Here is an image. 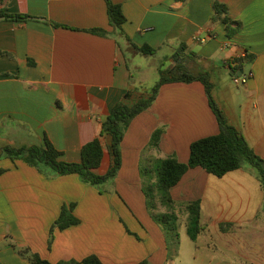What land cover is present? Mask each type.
<instances>
[{"label":"crops","instance_id":"1","mask_svg":"<svg viewBox=\"0 0 264 264\" xmlns=\"http://www.w3.org/2000/svg\"><path fill=\"white\" fill-rule=\"evenodd\" d=\"M113 1L126 15L124 34L110 26L106 0L0 3L9 12L42 19L0 21V148L43 146L47 138L62 152V160L80 162L82 148L100 136L114 105L128 91L133 102L147 95L131 86L128 56L140 53L132 42L158 49L153 56L169 49L171 53L163 54L168 67L177 57L179 62L189 57V69L207 73L217 105L264 160V0ZM216 2L227 7L232 20L242 22L233 37L215 18ZM94 28L107 35L85 31ZM242 71L253 76L237 86L233 79ZM158 129L163 130L158 147L146 152ZM219 131L202 82L164 84L152 106L132 121L122 142L116 187L131 199L102 193L77 174L54 176L22 160L2 158L1 264H31L20 249L54 264L90 255L105 264H167L166 247L144 223L150 217L144 208L141 168L169 156L187 162L192 142ZM107 143L104 138L99 174L111 165ZM171 194L176 202L200 200L202 223L244 224L245 232L209 234V240L201 232L194 255L201 264H264V245L254 244L256 232L251 230L264 217V189L253 168L221 178L190 169ZM70 205L80 222L55 228L49 245L51 228L63 206ZM141 210L146 213L143 219Z\"/></svg>","mask_w":264,"mask_h":264},{"label":"trees","instance_id":"2","mask_svg":"<svg viewBox=\"0 0 264 264\" xmlns=\"http://www.w3.org/2000/svg\"><path fill=\"white\" fill-rule=\"evenodd\" d=\"M4 0H0L3 3ZM108 7L109 24L118 32L124 34V24L127 21L122 5L113 0H106ZM216 19L220 18L226 26L228 37H233L242 28L241 21L232 20L228 16L227 7L224 4L216 2L214 5ZM28 22L42 21L41 18L28 14H20L9 12L6 8H0V21ZM55 27H65L63 25L51 22ZM86 32L106 36L107 31L101 28L85 30ZM127 39L131 42L130 38ZM132 46L144 55H154L158 49L149 45L138 46L132 43ZM183 48H187L182 44ZM193 56H196L193 54ZM248 59H252L251 56ZM173 66L160 69V80L151 89L149 94L141 97L137 101H132V92L128 91L123 100L114 105L109 115L102 123L100 136L88 142L81 150L80 162H66L61 159L60 152L50 140L46 138L43 146H31L23 148H15L5 146L0 148V160L4 157L12 160H22L30 166L38 168L41 172L46 169L50 170L54 176H62L68 174H77L82 182L96 187L103 192L107 191L105 185L116 179L122 167V142L125 133L131 125L132 121L141 113L148 110L155 102L160 88L167 83H191L195 81L202 82L206 87V93L210 107L215 113L220 131L216 135L204 137L192 142L190 146V155L187 162L179 161L175 156H169L165 159H156L154 161L155 170V186L158 192V201L162 206H167L168 212L162 217L154 216L158 221H171L175 224L178 217L175 213V202L171 194V190L177 186L185 174L190 169L200 168L208 174L223 177L226 174L242 169L245 163H249L256 171L258 178L264 189V160L250 147L245 137L239 129L232 125L217 105L213 97V84L207 73H194L187 66L186 58L178 61V57ZM244 60L238 61L242 65ZM162 129L156 130L151 138L150 146L158 147ZM104 138L108 139L106 149L111 157V165L105 174H99L104 154L105 146ZM143 172H149L145 170ZM4 170H0V174ZM148 174V173H146ZM146 197H151V192L145 191ZM152 207L155 208V199L151 201ZM74 205L70 207L63 206L62 211L51 228L49 245L54 238V229L64 230L68 227L77 225L80 220L73 213ZM184 211L188 213L187 232L193 241H196L202 232V208L200 200H195L186 204ZM172 223V224H173ZM170 224V223H169ZM174 224L172 230H174ZM171 229V228H170ZM18 253L27 257L31 264H54L43 259L37 253H31L28 249H20ZM1 264V262H0ZM55 264H105L97 255H90L82 260L60 261ZM139 264H150L148 260H144Z\"/></svg>","mask_w":264,"mask_h":264},{"label":"rangeland","instance_id":"3","mask_svg":"<svg viewBox=\"0 0 264 264\" xmlns=\"http://www.w3.org/2000/svg\"><path fill=\"white\" fill-rule=\"evenodd\" d=\"M180 48H178L176 51L178 52ZM163 53L158 54L157 56H147L142 53H138L135 56H128L130 60V64L132 67V79H131V86H134L136 90L142 94H149L151 89L155 86V84L160 80V69H164L165 66H169L168 59L163 56L165 53H171L169 49L166 48V51H161ZM176 53V52H174ZM169 54L167 55V57ZM187 64H190V58H186ZM174 61L171 64V66L174 65ZM190 71L196 72V70L191 66ZM127 133V131H126ZM125 133V134H126ZM149 148H154L150 145L146 148L149 150ZM146 164L147 161H144ZM154 163V162H153ZM245 167L253 168L249 163H245ZM147 171L149 172H143L142 177V191L144 194V208L146 213H148L150 219L144 218L146 213L141 210L142 214H140L141 219L144 218V223L147 228H150L154 235L159 237L157 238V241L162 243L163 247H166V260L167 264H201V262L197 259H195L196 256V248L197 243L193 241L190 236L188 235L187 228H188V213L184 211V208H186L187 203H182L179 201H175V213L178 217V220L175 221V224L171 221L167 222H160L156 219L154 216L162 217L164 214H166L169 210L167 206H162L158 201V192L155 186V170H154V164H147L145 167ZM254 169V168H253ZM255 170V169H254ZM141 171H143V168H141ZM148 173V174H146ZM116 179L106 184L105 188L107 192L111 194H117L118 198H125V199H131L128 197V194L126 191H123L120 193L116 187ZM148 191V189L151 192V197H146V193L144 192ZM104 190L102 193H105ZM135 200H140V197H134ZM133 198V199H134ZM152 199H155L156 205L155 208L152 207L151 201ZM142 209V207H141ZM170 223V224H169ZM174 224V230H172L173 224ZM203 227V239L209 240V234H212L213 236H216L219 232H240L244 231V224L234 223V224H213L209 222L202 223ZM171 228V229H170ZM249 230V229H248ZM251 230H254L256 232V239L254 240V244L257 246H263L264 245V217L261 215L260 221L255 224V227H253ZM160 235H162V239L160 238ZM258 236V237H257ZM215 238V237H214ZM225 241H230L224 240ZM201 246V245H200Z\"/></svg>","mask_w":264,"mask_h":264},{"label":"built area","instance_id":"4","mask_svg":"<svg viewBox=\"0 0 264 264\" xmlns=\"http://www.w3.org/2000/svg\"><path fill=\"white\" fill-rule=\"evenodd\" d=\"M252 76H253L252 72H248V73L243 72L239 76H234L233 80L237 86H240L246 84Z\"/></svg>","mask_w":264,"mask_h":264},{"label":"water","instance_id":"5","mask_svg":"<svg viewBox=\"0 0 264 264\" xmlns=\"http://www.w3.org/2000/svg\"><path fill=\"white\" fill-rule=\"evenodd\" d=\"M242 73H243V71H242ZM233 74H234V72H233ZM240 74H241V72L239 74H237L236 76H239ZM263 167H264V165H263Z\"/></svg>","mask_w":264,"mask_h":264}]
</instances>
